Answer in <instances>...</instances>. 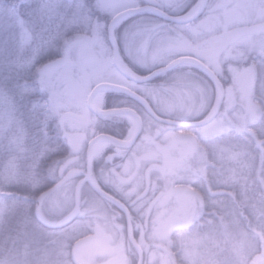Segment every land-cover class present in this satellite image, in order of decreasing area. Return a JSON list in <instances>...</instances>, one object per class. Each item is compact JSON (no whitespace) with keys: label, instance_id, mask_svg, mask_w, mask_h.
<instances>
[{"label":"clouds","instance_id":"9594fccd","mask_svg":"<svg viewBox=\"0 0 264 264\" xmlns=\"http://www.w3.org/2000/svg\"><path fill=\"white\" fill-rule=\"evenodd\" d=\"M0 264H264V0H0Z\"/></svg>","mask_w":264,"mask_h":264},{"label":"trees","instance_id":"16d2710c","mask_svg":"<svg viewBox=\"0 0 264 264\" xmlns=\"http://www.w3.org/2000/svg\"><path fill=\"white\" fill-rule=\"evenodd\" d=\"M23 8V6H21Z\"/></svg>","mask_w":264,"mask_h":264}]
</instances>
